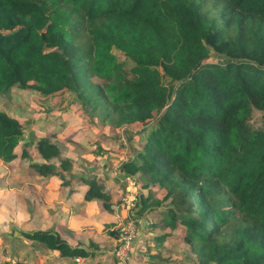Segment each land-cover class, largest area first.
I'll list each match as a JSON object with an SVG mask.
<instances>
[{"label": "trees", "instance_id": "obj_1", "mask_svg": "<svg viewBox=\"0 0 264 264\" xmlns=\"http://www.w3.org/2000/svg\"><path fill=\"white\" fill-rule=\"evenodd\" d=\"M14 87L70 91L116 129L152 123L125 175L166 192L167 224L200 264H264V126L250 124L255 110L264 122V0H0V95ZM26 136L0 111L1 161L27 158ZM35 148L37 175L63 178L58 146L41 137ZM89 185L85 199L110 208L112 195ZM23 236L63 257L94 253L51 231Z\"/></svg>", "mask_w": 264, "mask_h": 264}, {"label": "rangeland", "instance_id": "obj_2", "mask_svg": "<svg viewBox=\"0 0 264 264\" xmlns=\"http://www.w3.org/2000/svg\"><path fill=\"white\" fill-rule=\"evenodd\" d=\"M115 52L130 73L134 66L131 60ZM214 61L217 59L212 57L210 62ZM0 111L18 119L27 135H34L30 139L26 136L19 152L25 143L35 139L26 148L27 158L19 157L11 163L0 160L2 262L14 255L25 257L31 252L30 247L37 245L31 244L23 233L51 231L65 233L74 245L95 252L93 264H200L183 239V228L167 224L174 204L165 198L166 192L156 187L145 189L140 175L128 178L121 168L141 150L152 123L116 129L104 121L101 109L88 105L70 91L43 96L33 89L14 87L10 94L0 95ZM250 124L254 128L264 126L259 111L253 112ZM41 137L58 146L60 157L52 161L64 173L63 178L41 177L32 168V164L44 162L35 148ZM63 159L68 161L66 169L59 164ZM91 181L111 193L110 208L99 199H85ZM150 195L154 208L139 214V198ZM127 201H133L132 212L139 232L125 260H120L115 250L119 228L129 216ZM112 205L118 207L114 209L117 213ZM165 234L167 237L159 241Z\"/></svg>", "mask_w": 264, "mask_h": 264}, {"label": "crops", "instance_id": "obj_3", "mask_svg": "<svg viewBox=\"0 0 264 264\" xmlns=\"http://www.w3.org/2000/svg\"><path fill=\"white\" fill-rule=\"evenodd\" d=\"M106 192H109V191L106 190ZM112 208H113V210L114 209L116 210L118 207L112 205ZM70 231H72V230L70 229ZM56 234L60 235L61 239L66 241L70 247L81 246L78 244L74 245V243H72L70 241V239H68L65 236V233L64 234L56 233ZM70 234L75 235V233H70ZM30 243L32 244V243H36V242L30 241ZM81 247H83V246H81ZM30 250H31V252H28L25 257L24 256H21V257L18 256L17 257L14 255V256H12L11 259H5L4 262H2L0 260V264H78L75 261L76 258L74 259V258H69V257H63L60 255V253L58 251L51 250L39 242H37V245L35 247H33V248L30 247ZM93 258H94L93 255H91L88 258H82V260L84 261L82 264H93V262L95 261V260H93Z\"/></svg>", "mask_w": 264, "mask_h": 264}, {"label": "built area", "instance_id": "obj_4", "mask_svg": "<svg viewBox=\"0 0 264 264\" xmlns=\"http://www.w3.org/2000/svg\"><path fill=\"white\" fill-rule=\"evenodd\" d=\"M131 202L133 201H127V203H129L128 219L119 228V239L117 241L118 243L115 252L120 260H125L131 250L133 243L137 239V234L139 232L134 220V214L132 212L134 205ZM75 261L78 264H82V259L80 257L76 258Z\"/></svg>", "mask_w": 264, "mask_h": 264}]
</instances>
